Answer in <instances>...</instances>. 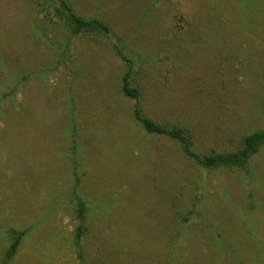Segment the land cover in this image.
<instances>
[{"label":"rangeland","instance_id":"obj_1","mask_svg":"<svg viewBox=\"0 0 264 264\" xmlns=\"http://www.w3.org/2000/svg\"><path fill=\"white\" fill-rule=\"evenodd\" d=\"M0 0V264H264V0ZM120 47L129 63L117 54ZM85 207L84 223L79 217ZM81 230V232H80Z\"/></svg>","mask_w":264,"mask_h":264},{"label":"trees","instance_id":"obj_2","mask_svg":"<svg viewBox=\"0 0 264 264\" xmlns=\"http://www.w3.org/2000/svg\"><path fill=\"white\" fill-rule=\"evenodd\" d=\"M61 5L62 10L65 13L66 24L74 31L75 34L89 33V32H100L109 34L111 33L110 28L102 21L97 19H85L72 9L67 0H58ZM117 54L124 60V62L129 63V59L125 56L122 49L116 47ZM130 65L129 72L123 77L122 80V91L123 94L130 99L137 101L135 107V118L141 123L143 128L151 135L165 136L173 141L181 144L186 155L200 164L205 168H219V167H243L246 165L249 158L257 152L260 146L264 144V130L254 133L253 135L247 137L244 140V147L238 153H231L225 155H212V156H199L194 152L192 144L188 136L179 129H168L167 127L155 123L153 120L145 116L139 105L140 93L137 88L132 87L130 81ZM79 217L84 223L85 217V207L83 202L80 207ZM13 233V242L9 248L6 257L4 259V264H9L12 257L16 254L22 238L25 236V232L17 233L16 231H11ZM81 232V230H80Z\"/></svg>","mask_w":264,"mask_h":264}]
</instances>
